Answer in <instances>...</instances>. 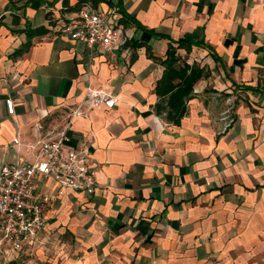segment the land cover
<instances>
[{
	"label": "crops",
	"instance_id": "0c3cea01",
	"mask_svg": "<svg viewBox=\"0 0 264 264\" xmlns=\"http://www.w3.org/2000/svg\"><path fill=\"white\" fill-rule=\"evenodd\" d=\"M79 1L0 0V167L24 158L16 136L24 146L64 133L89 156L96 186L87 196L41 179L53 196L47 228L8 257L54 249L59 264H264V0L87 1L118 16L127 40L112 55L57 32ZM27 27L44 33L12 56ZM182 38L208 46L176 53L209 75L176 126L155 113V88L169 42ZM88 92L103 96L88 107ZM227 113L235 122L224 130Z\"/></svg>",
	"mask_w": 264,
	"mask_h": 264
},
{
	"label": "built area",
	"instance_id": "2783aa9c",
	"mask_svg": "<svg viewBox=\"0 0 264 264\" xmlns=\"http://www.w3.org/2000/svg\"><path fill=\"white\" fill-rule=\"evenodd\" d=\"M57 32L71 41L82 42L88 52L109 54L117 52L127 38L118 26V16L114 10H99L90 2H85L75 17L67 19ZM88 92L85 104L94 106L96 95ZM105 105L111 108L115 98L105 97ZM7 113L14 114L13 101L5 100ZM80 107L72 116L80 114ZM224 130L235 122L230 114L221 119ZM64 133L59 137L37 140L21 145L16 136L11 146L25 156L0 167V255L22 251L34 245L45 232L48 219L46 208L53 196L39 190L40 180L49 179L59 186L87 196L95 194L96 186L90 169L89 156L81 149H73ZM23 146V147H22ZM20 147V148H19ZM6 149V146H2ZM18 148V149H17Z\"/></svg>",
	"mask_w": 264,
	"mask_h": 264
},
{
	"label": "trees",
	"instance_id": "16d2710c",
	"mask_svg": "<svg viewBox=\"0 0 264 264\" xmlns=\"http://www.w3.org/2000/svg\"><path fill=\"white\" fill-rule=\"evenodd\" d=\"M92 1L95 5L99 3L109 2V0H80L76 5V11L87 2ZM137 27H139L137 25ZM26 34L27 41L17 50L12 56H18L24 53L31 45V38L44 33L43 28L31 29L27 27L23 30ZM175 44L176 46H173ZM192 47L209 49L203 43V40H192L190 38H182L177 41L169 42L166 51V58L161 60V65L164 67V72L161 79L157 82L155 93L160 101L155 107V113L159 116L165 115V120L172 125H179L181 119L186 112L187 102L192 96L193 86L196 82L209 75L204 67L199 65H189L182 61L177 55V50L183 49L188 53ZM213 58L215 55L212 54ZM7 264H18L16 261H11Z\"/></svg>",
	"mask_w": 264,
	"mask_h": 264
},
{
	"label": "rangeland",
	"instance_id": "374dc122",
	"mask_svg": "<svg viewBox=\"0 0 264 264\" xmlns=\"http://www.w3.org/2000/svg\"><path fill=\"white\" fill-rule=\"evenodd\" d=\"M54 249H48L38 252H34L33 255H20L17 258L16 257H8V256H1L0 255V264H7L11 261H16L18 264H59L60 262L57 261H51V259L54 257V253H49L50 251H53ZM49 251V252H48Z\"/></svg>",
	"mask_w": 264,
	"mask_h": 264
}]
</instances>
